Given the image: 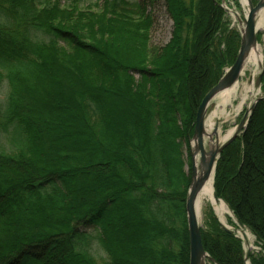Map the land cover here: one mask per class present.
<instances>
[{
	"label": "trees",
	"instance_id": "obj_1",
	"mask_svg": "<svg viewBox=\"0 0 264 264\" xmlns=\"http://www.w3.org/2000/svg\"><path fill=\"white\" fill-rule=\"evenodd\" d=\"M164 2L173 32L157 48L146 1L0 0V264H98L95 242L105 264H190L185 154L241 35L218 0ZM214 189L264 264V99ZM204 227L207 264H245L213 210Z\"/></svg>",
	"mask_w": 264,
	"mask_h": 264
},
{
	"label": "water",
	"instance_id": "obj_2",
	"mask_svg": "<svg viewBox=\"0 0 264 264\" xmlns=\"http://www.w3.org/2000/svg\"><path fill=\"white\" fill-rule=\"evenodd\" d=\"M249 2V13L246 18L243 20L238 18V22L242 27L241 30V47L238 52V55L235 59L234 64L231 68L226 71L224 76L220 79L217 85L212 88L208 94L202 100L195 122L194 137L192 144L194 143L195 149L193 150L192 145V175H191V184L188 191L186 199V214H187V224H188V233H189V250H190V264H206V261L212 260L210 256L206 253L203 243H202V228L199 223L198 215L199 211L196 207V202L198 194L202 190L203 186L209 180L211 176L216 173L217 163L220 158L221 153L226 147H228L233 141H235L246 129L250 116L255 109L256 105L264 99L259 98L254 102L249 110L244 114L240 124L235 129L233 136L224 142L221 146H218L215 149H206L205 135V116L207 109L210 103L214 98L220 93L232 88L237 84L244 65L247 55L250 53L252 48L257 44V30H256V15L257 13L264 9V0L260 1L256 6L253 5L251 0ZM264 75V69L262 70L258 80L257 85H260ZM195 156L199 157V170L200 176L196 179V165L194 162ZM214 198L216 202H219L220 199L217 197L214 192ZM231 211V210H230ZM240 229H244V225L238 223ZM223 228L230 233H234L229 230L226 226ZM250 261V252L245 250V264Z\"/></svg>",
	"mask_w": 264,
	"mask_h": 264
},
{
	"label": "rangeland",
	"instance_id": "obj_3",
	"mask_svg": "<svg viewBox=\"0 0 264 264\" xmlns=\"http://www.w3.org/2000/svg\"><path fill=\"white\" fill-rule=\"evenodd\" d=\"M99 3H102L104 0H95ZM138 1H146L149 11L151 12L153 19H154V26L152 29L151 33V45L153 47L157 48H162L165 45H167L172 37V32H173V21L167 11V6L164 0H138ZM220 4L226 9L227 11V17H226V23L228 25V28L230 30H238L241 32L242 27L239 25L237 22L236 18L232 16L230 13L231 11H235L239 15L240 19L245 18V11L244 7L241 4V0H218ZM253 5L256 6L260 1L262 0H251ZM260 50L261 54L263 55L264 59V31L263 32H257V44H256ZM240 49V48H239ZM239 52V50H238ZM238 55V53H237ZM231 66L227 67L224 69V74L226 71L230 68ZM264 69V66L256 68L254 65H249L246 64L244 65L242 74L237 82V86L239 88H242L243 85L246 84H253L254 89L258 92L257 95L254 97V95H251L247 98L246 104L242 109V112L235 115L233 117H230L229 119H225V116H222V110L220 109L219 105L221 104L222 98L217 97L215 98L209 105L206 116H205V121L208 123L209 121L215 124L214 129L212 130L213 133V140L215 143L218 142V137H223L227 133L228 130L230 129H236L237 126L240 124L244 114L246 113L247 110L251 107V105L256 102L259 98L264 97V84H263V79L260 85H257V80ZM255 73V76L252 77ZM7 81L4 80L0 83V106L3 105L6 102V97L8 94V87H7ZM237 97V96H236ZM240 98H236L233 100L232 105L236 108L239 103H240ZM232 107L227 108V112L233 113ZM237 115V116H236ZM0 145H2L7 151L11 150L10 144H7L4 138H2V135L0 136ZM192 143H191V152H192ZM221 146V145H220ZM206 149L209 151L212 149V145L210 144L209 140L206 142ZM185 160H186V171L188 173L192 174V159H189L188 154H185ZM215 180V178H214ZM215 191V189H214ZM208 210H213L215 216L218 218L219 222L222 223L224 226H226L229 230L233 231L236 229L234 226L230 225L228 223L229 219H232L230 212H224L222 215L216 212L215 206L210 201H204L200 205V211H199V223L201 228H205V213ZM215 210V211H214ZM234 220V219H232ZM234 223L236 221L234 220ZM238 229V228H237ZM251 234L255 250L251 251L250 257H258L262 255V250L260 246L257 244V240L254 237V235L247 229ZM94 235L96 234L95 231H93ZM244 242V241H242ZM243 243V247H244ZM246 250V249H245ZM92 255L96 258L98 264H105L107 260V256L104 254V252L101 250L99 247L98 243L95 242L94 245L92 246L91 249ZM245 255V251H244ZM208 261H206V264ZM249 263L251 264V258Z\"/></svg>",
	"mask_w": 264,
	"mask_h": 264
},
{
	"label": "bare ground",
	"instance_id": "obj_4",
	"mask_svg": "<svg viewBox=\"0 0 264 264\" xmlns=\"http://www.w3.org/2000/svg\"><path fill=\"white\" fill-rule=\"evenodd\" d=\"M241 4L244 7L245 15L247 17V15L249 13V2H248V0H241ZM230 13L236 19L239 17V15L237 13H235V11L230 10ZM256 30H257V32H263L264 31V9L260 10L256 15ZM240 47H241V43H240ZM246 64L254 65V67H256V68L264 66L263 55L261 54V50L257 45H255L252 48V50L250 51V53L247 55L245 65ZM254 76H255V73L252 77H254ZM257 93L258 92L254 89L252 83L243 85L242 88H239L236 84L232 88L220 93L215 98H217V97L222 98L221 104L219 105L220 109L222 110L221 115L225 116V119H229L230 117H233L235 115V113H237V114L241 113L243 107L246 104L247 98L251 95H254V97H255L257 95ZM236 98H240L241 101H240L239 105L235 108L232 105V102ZM230 106L233 109V111H232L233 113L229 114L227 112V108ZM205 127H206L205 128L206 129L205 142H207V140H209L210 144L212 145V149H215L218 146L222 145L224 142H226L228 139H230L235 132V129H233V128L228 130L227 133L225 134V136L220 137V138L218 137V142L215 143L213 140V133H212V130L214 129L215 124L213 123V121L212 122L209 121L208 123L205 122ZM194 149H195V146L193 143V150ZM194 162L196 165V179H198L200 176V173H201L199 170V157L198 156H195ZM204 201H210L213 204V206H215V208H216L215 213L216 214L219 213L220 215H222L224 212H227V213L230 212V214L232 216L231 218L234 219L232 212L227 207L225 202H223L221 200L219 202H216V200L214 198V175L209 178V180L206 182V184L203 186L202 190L198 194V198H197V202H196V207H197L198 211H200V205ZM198 219H199V215H198ZM246 230L247 229L245 227L244 229L239 228V229H234L233 231H234V234L237 236V238L244 241L245 249L251 253L252 250H255V247H254V243H253L251 234ZM201 232H202V230H201ZM247 264H250V263L248 262Z\"/></svg>",
	"mask_w": 264,
	"mask_h": 264
}]
</instances>
